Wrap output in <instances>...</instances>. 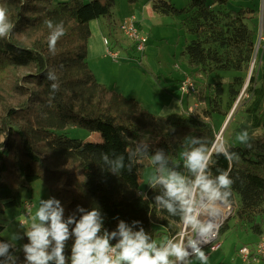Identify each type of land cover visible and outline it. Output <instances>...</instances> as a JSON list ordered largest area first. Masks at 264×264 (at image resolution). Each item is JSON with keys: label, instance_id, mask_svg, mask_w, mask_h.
I'll list each match as a JSON object with an SVG mask.
<instances>
[{"label": "trees", "instance_id": "1", "mask_svg": "<svg viewBox=\"0 0 264 264\" xmlns=\"http://www.w3.org/2000/svg\"><path fill=\"white\" fill-rule=\"evenodd\" d=\"M229 1L191 0L188 6L178 8L167 0H156L153 9L160 15L180 18L182 29L193 37L183 53L191 67L213 77L232 75L227 84V98L232 104L249 81L244 90L248 97L240 110L244 122L235 127V132L247 130L252 148L238 142L226 145L240 156L230 173L235 180L232 199L240 198L236 226L248 225L254 235L261 237L264 235V70L258 67V54L255 57L258 22L253 9L235 10L230 8ZM115 4L116 0H0L15 25L9 38L0 39V214L21 207L24 203L21 191L30 192L33 183L43 180L51 197L62 202L66 217L78 205L89 210L99 207L109 231L115 230L119 220L129 224L138 220L157 241L177 235L183 225L178 217H171L166 211L158 213L151 200L153 191L148 187L142 190L146 159L136 164L131 174L124 171L118 177L102 170L100 154L115 151L126 155V149L133 146L132 140L142 139L153 150L164 149L174 162L181 164L182 170L179 153L186 136L203 137L210 146L216 143L212 119L222 113L220 99L224 98L225 86L222 82L213 87L206 85L213 88L217 99H213V105L200 117L188 112L156 115L138 100L101 84L87 62L90 23L105 18L108 32L113 36ZM46 19L54 23L63 21L65 26V35L58 41L55 55L48 50ZM49 70L56 71L60 84L52 107L47 105ZM67 128L97 133L101 142L58 135ZM214 159L213 175L218 174L217 168L228 169V161L222 155ZM138 192L147 193L149 200H142ZM27 211L28 208L23 213ZM228 229V223L221 227L220 241ZM4 230L0 225V241H6L1 238ZM16 255L23 264V253L17 251Z\"/></svg>", "mask_w": 264, "mask_h": 264}, {"label": "clouds", "instance_id": "2", "mask_svg": "<svg viewBox=\"0 0 264 264\" xmlns=\"http://www.w3.org/2000/svg\"><path fill=\"white\" fill-rule=\"evenodd\" d=\"M44 24L49 29L48 50L55 55L57 43L65 35L64 23L46 19ZM14 28L7 7L0 5V39L9 38ZM46 79L50 82L47 105L52 107L60 89L59 78L55 70H49ZM235 139L252 148L247 130ZM132 145L126 155L101 152L102 170L119 177L124 171L131 174L136 164L148 159L152 170L147 186L154 193L151 200L158 213L166 211L169 216L178 217L183 231L159 243L138 220L131 224L119 220L115 230L109 231L99 207L89 210L78 205L66 217L62 202L50 197L41 199L27 228L11 236V241L26 237L27 243L17 249L15 243L0 241V264H20L17 251L23 253V264H193V260L208 264L205 247L218 235L223 210L232 206L235 180L230 173L240 156L222 141L210 146L205 138L189 135L183 139L179 153L181 170V164L174 162L164 149L153 150L142 139L132 140ZM220 155L229 167L217 168L218 174L213 175L214 156ZM137 195L149 200L145 192Z\"/></svg>", "mask_w": 264, "mask_h": 264}, {"label": "rangeland", "instance_id": "3", "mask_svg": "<svg viewBox=\"0 0 264 264\" xmlns=\"http://www.w3.org/2000/svg\"><path fill=\"white\" fill-rule=\"evenodd\" d=\"M54 1L68 2L69 0ZM127 1L128 0H116L115 10L117 11V16H120L122 12L126 11V9H124V4ZM167 1L171 2L178 8H184L191 2V0ZM150 3L153 9L154 0H140L139 9L141 8V11L147 13L145 5H149ZM229 6L232 9L236 8L232 4ZM120 19L121 17H119V20ZM149 22L151 23L150 25L140 27L141 32L146 34L148 37L145 54L142 59H138L139 54L136 49L134 51L131 50L130 54L125 50H120V58H118L119 61H115L111 57H98L97 54H92V52L88 55L87 62L95 77L100 81L98 79L97 80L101 84H103L102 82H105L104 85L111 90L115 91L114 88L123 87L126 95L142 98V102L146 109L155 114H158L162 106L166 102H169L170 97L173 96L185 101V105L188 101H190L191 104L198 102L201 104L197 112V115H200V117L203 116L205 109L208 110L211 105H213V99H217V96L214 95L213 88H210V86L213 87L215 83L222 82L225 86L224 98L220 99V109L222 113L214 115L212 119L214 129L217 133L216 142L222 141L225 144L237 142L235 139L237 136L235 127L244 122L240 110L242 109L243 100L248 97L244 89L240 93V98L232 104V102L227 98V84L230 79H232V75L216 74L213 77L211 74L207 75L203 72L199 73L196 68L190 66L187 57L183 55V53L186 45L193 39V37L186 34L185 30L182 29L180 18L159 15L156 16L155 19H150ZM257 30L255 56L258 54V59H260V64L257 63L258 67L260 66L264 70V34H261L262 28L259 22ZM109 37L110 36L108 35L110 47L113 48V40ZM117 37L124 44L131 45V42L126 39L120 31L117 32ZM112 50L115 51V49ZM133 55H135V57ZM254 62L250 67L249 75L254 69ZM258 67L256 65L255 69L257 70ZM199 75H203V78H200ZM188 77H196L195 80L197 81L199 90V93L196 96L189 97V100L187 98L188 96L185 97L179 89L182 82ZM210 77L212 78L210 79ZM198 79H201V82H198ZM202 81L204 83H202ZM206 85L210 86L208 87ZM58 135L85 142L94 140L93 135H97L96 137L100 138L99 134L89 133L81 128H67L63 131H59ZM145 165L146 168L144 177L141 180L142 190H145L148 187L147 176L152 170V166L148 159L145 160ZM31 187L32 190L30 192L27 190L21 191L23 201L24 203H27L26 208L30 206L29 215H25V213H23V210L26 209L24 208V203L19 208L14 207L8 209L5 214H0V225L5 227L4 232L1 234V238L15 243L16 248H20L25 243V239L21 241H11L12 234L15 232H23L30 224L31 217L38 209L41 199L46 200L51 197L49 188L45 181H36ZM232 207H234L233 214L223 221L222 224L223 226L228 223L229 226V229L224 235L225 247H229V245L233 247L236 245L240 249L244 244L251 245L249 243L252 239L248 237L247 233L251 236H253V233L248 225H245L247 227L243 228L236 226L235 214L240 207V198L238 196L233 200ZM21 224L24 225L23 228L21 227ZM165 239H167V237H162L158 239L157 242H162ZM234 256L236 258L237 253H234ZM235 261H238L237 264H243L241 259ZM252 264H264V260L252 262Z\"/></svg>", "mask_w": 264, "mask_h": 264}, {"label": "crops", "instance_id": "4", "mask_svg": "<svg viewBox=\"0 0 264 264\" xmlns=\"http://www.w3.org/2000/svg\"><path fill=\"white\" fill-rule=\"evenodd\" d=\"M155 1L156 0H154V3H155ZM230 4H232L234 7H236V8H233L235 10H237L239 8H251V9H253L255 11V15H254L255 16V21L259 22V24H260V26L262 28L261 34L262 33L264 34V0H230L229 1V5ZM124 6H125L124 9H126V11L122 12L120 16H117V11L115 10L116 4H115V7L113 9V18H112L113 22H114V27H113L114 33H113V36H111L109 34V32H108L106 19H102L101 18V19L92 21L90 23L91 38H90L89 44H88V55H90L91 52H92V54L93 53L97 54L98 57H111V56H109L107 54L108 48L110 50L115 49V52L116 51L119 52L120 50H125V51H127L130 54L131 50L134 51V46L130 45V44L129 45L128 44H124L117 37V32L120 31L119 26H120V23L122 22V20L124 18H126V17L134 16L136 18V20H137V25L139 27H141V26H145V25H147V26L150 25L151 24L149 22L150 19H155L156 16L160 15V14L156 13L154 11V9H152L151 3L149 5H145V8L147 9V13L141 11V8L139 9L140 0H128L124 4ZM160 16H163V15H160ZM119 17H121L120 20H119ZM165 17H167V16H165ZM108 35L113 40V43H114V47L113 48L110 47V45L107 46L105 44V39H108ZM112 51H114V50H112ZM133 56H135V55H133ZM102 83L105 84V82H102ZM202 83H204V82H202ZM114 89H115V91L123 93V95L126 96L127 98H134V99L138 100L142 104V106L146 109V107L144 106V104L142 102V98L135 97V96H132V95L131 96L126 95L124 90H123V87H121V88H117L116 87ZM118 89H122V90H118ZM189 97H191V96L187 97L188 100H189ZM191 105L192 104L190 103V101H188V103L185 105V101L180 100L178 98H175L173 96V97H170L169 102H166L162 106L161 110H159L158 114H156V115L164 116V115H169V114L185 113V112L188 111V109L191 107ZM153 114H155V113H153ZM96 136L97 135H93V139L94 140H92V141L93 142H101V137L99 138V137H96ZM24 206L26 207V202H25ZM247 234H248V237H250L252 239L249 244L255 243L258 240V238H259L257 235L253 234V236H251V235H249V233H247ZM244 245H246V244H244ZM243 246H241V247H243ZM234 253H237V257L236 258L234 256ZM239 256H240V254H239L238 246L234 245L233 247H231L229 245V247H225V241L223 239L221 241L220 248L217 251L213 252L208 257L209 258L208 259V264H237L238 261H235V260H240V259L242 260L241 256L240 257ZM242 262H243V264H252V263H245L243 260H242ZM193 264H200V262L196 261V260H193Z\"/></svg>", "mask_w": 264, "mask_h": 264}, {"label": "built area", "instance_id": "5", "mask_svg": "<svg viewBox=\"0 0 264 264\" xmlns=\"http://www.w3.org/2000/svg\"><path fill=\"white\" fill-rule=\"evenodd\" d=\"M119 29L121 33L131 42V45L134 46V50L139 54L138 59H142L145 54L146 50V44L148 41L147 35L143 34L141 32L140 27L137 25V20L134 16L126 17L122 20L120 23ZM264 41V40H263ZM105 44L108 46L110 45V41L108 39H105ZM107 54L112 57L113 60L119 61L118 58H120V53L112 51L108 48ZM135 57V56H134ZM180 90L183 95L185 96H196L199 93L197 81L195 78L188 77L185 81L182 82L180 86ZM201 104L196 102L191 105V107L188 109V113L192 115H196ZM234 207H230L228 209L223 210V215L221 217L222 224L223 221H225L229 216L233 214ZM29 207L28 211L25 215H29ZM221 224V226H222ZM220 230L219 228L218 235L216 238L212 241V243L205 247L206 255L209 257L213 252L217 251L221 246L220 241ZM183 231V228H182ZM239 254L242 258V260L245 263H252L257 262L259 260H264V235L259 237L258 240L251 244V245H244L239 249Z\"/></svg>", "mask_w": 264, "mask_h": 264}, {"label": "water", "instance_id": "6", "mask_svg": "<svg viewBox=\"0 0 264 264\" xmlns=\"http://www.w3.org/2000/svg\"><path fill=\"white\" fill-rule=\"evenodd\" d=\"M256 57V56H255ZM251 74H252V72H251ZM251 74L249 75V76H251ZM249 80V79H248ZM249 82V81H248ZM248 82L246 83V85H245V87H244V90L247 88V86H248ZM229 120V119H228Z\"/></svg>", "mask_w": 264, "mask_h": 264}]
</instances>
